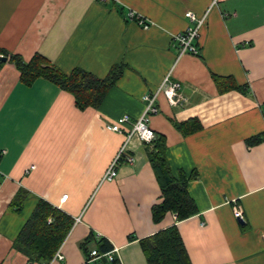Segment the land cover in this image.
I'll use <instances>...</instances> for the list:
<instances>
[{"label": "crops", "instance_id": "1", "mask_svg": "<svg viewBox=\"0 0 264 264\" xmlns=\"http://www.w3.org/2000/svg\"><path fill=\"white\" fill-rule=\"evenodd\" d=\"M188 11L204 18L200 54L179 56L173 36L193 24ZM0 49L100 78L124 66L99 108L80 109L54 82L28 85L0 59V264H84L101 238L121 264H148L140 240L173 224L193 264H264V0H0ZM168 73L187 101L171 105L160 93L150 125L166 138L173 174L195 176L197 213L156 222L162 190L147 143L134 136V162L114 181L103 176L143 114V96ZM227 84L234 89L222 92ZM124 115L123 132L107 128ZM189 121L199 127L178 128ZM40 198L74 218L63 260L40 261L15 244Z\"/></svg>", "mask_w": 264, "mask_h": 264}, {"label": "trees", "instance_id": "2", "mask_svg": "<svg viewBox=\"0 0 264 264\" xmlns=\"http://www.w3.org/2000/svg\"><path fill=\"white\" fill-rule=\"evenodd\" d=\"M0 53L8 56L9 60L16 65L24 83L31 85L40 77L46 78L71 93L80 109L99 108L124 70L123 65H114L106 77L100 78L82 68H75L70 73H64L39 53L29 61L24 60L19 54L3 49H0ZM215 80L220 86L221 82L225 84L227 81L221 77H215ZM232 86L227 84L220 90L224 92L234 89L230 88ZM189 123H192L189 126L195 124V127H199L194 121L179 123L177 126L185 130L186 124ZM259 141V137H254L249 139L248 143L255 144ZM146 149L162 190L161 201L153 206L154 220L159 222L168 213L174 214L177 221L196 214V203L188 192V182L195 176L187 177L184 173H180L176 177L173 174L167 158L165 136H159L153 144H147ZM74 222V218L65 211L40 198L15 244L27 252L31 258L49 262L67 238ZM140 244L148 264H193L177 224L142 238ZM97 250L100 253L109 252L113 250V245L107 238H101ZM90 253L91 251L88 257ZM103 261V264H121L116 257L113 261L107 259Z\"/></svg>", "mask_w": 264, "mask_h": 264}, {"label": "built area", "instance_id": "3", "mask_svg": "<svg viewBox=\"0 0 264 264\" xmlns=\"http://www.w3.org/2000/svg\"><path fill=\"white\" fill-rule=\"evenodd\" d=\"M103 2H108L110 0H102ZM186 16L193 23L191 26L185 30L176 32L173 36V47H175L179 53V56H182L186 53L193 55L200 54V47L196 43V40L200 37V28L204 22V18H199L193 11L186 12ZM131 20L138 21L145 28L150 26V22L146 21L143 16L137 14L134 11H131L128 16ZM170 73L167 74L161 86L150 94H145L143 96L144 101L146 102L145 110L143 114L137 118L134 122L131 130L126 134V140L122 147L120 148L117 156L113 159L112 163L108 167L107 171L103 176V181H114L118 175L119 166L122 163H132L134 162V156L127 153L128 145L131 139L134 136L139 137L143 142L147 144H153L156 140V132L151 127L150 121L151 116L159 112V107L157 105V98L160 93H163L171 105L179 106L184 104L187 101V98L182 94L181 83L178 81H172L170 79ZM129 115H124L120 117L117 121L107 125V128L116 131L123 132V124L129 122ZM68 195H64L62 200H66ZM243 218V216H240ZM65 256L59 249L53 258L51 263L57 259L63 260ZM115 258L114 250L100 253L97 249L91 251L89 257L87 258L84 264H103V260L107 259L113 261Z\"/></svg>", "mask_w": 264, "mask_h": 264}, {"label": "water", "instance_id": "4", "mask_svg": "<svg viewBox=\"0 0 264 264\" xmlns=\"http://www.w3.org/2000/svg\"><path fill=\"white\" fill-rule=\"evenodd\" d=\"M0 59L3 60V61H6V60H7V56L1 55V56H0ZM239 220H240L242 223H244V219H243V218L240 217Z\"/></svg>", "mask_w": 264, "mask_h": 264}]
</instances>
